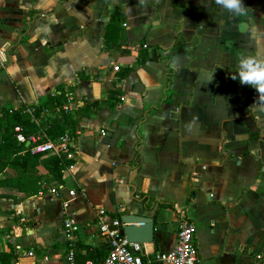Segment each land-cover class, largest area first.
I'll list each match as a JSON object with an SVG mask.
<instances>
[{"label":"crops","instance_id":"crops-1","mask_svg":"<svg viewBox=\"0 0 264 264\" xmlns=\"http://www.w3.org/2000/svg\"><path fill=\"white\" fill-rule=\"evenodd\" d=\"M243 3L248 17L215 0H0V117L63 90L77 120L59 180L41 163L37 192L0 185L8 264H66L71 250L78 262L80 249L101 257L96 205L154 217L145 264H162L153 253L173 248L181 215L196 224L202 264H264V103L231 78L241 55L264 58V0ZM147 45L168 60L138 64ZM123 66L131 71L117 79ZM53 116L42 108L38 120ZM16 173L9 164L0 177ZM59 186L64 195L49 191ZM145 192L175 209L145 207Z\"/></svg>","mask_w":264,"mask_h":264},{"label":"trees","instance_id":"trees-1","mask_svg":"<svg viewBox=\"0 0 264 264\" xmlns=\"http://www.w3.org/2000/svg\"><path fill=\"white\" fill-rule=\"evenodd\" d=\"M119 16L120 15H118V17H112L114 20L111 18L110 22L107 23V32L108 28L112 29L115 26L119 20ZM147 60L161 61L168 59L167 57L164 58L161 56L159 45L151 46V49H149V45H147L141 48L137 62L141 65ZM130 71V66H123L116 72V78L122 79ZM169 71L170 68L168 66L167 75L168 81L170 82L171 77L169 76ZM67 99L68 95L66 92L60 90V92H55L53 95H48L40 105L22 104L18 108L4 109L3 115L0 117V172H2L7 165L11 164L16 168L17 173L14 175L5 174V176L0 177V185L15 186L25 193L37 192L42 177V174L37 170V166L41 163L48 169L51 179L59 180L61 178L64 166L71 160L57 155L41 157L45 152H32V143L26 145V141H18L14 128L17 125L21 126L22 132L27 136L31 134H40L50 139L58 138L66 130L73 129L77 125V120L72 112L64 107ZM31 108H33L32 112L29 111ZM42 108L51 109V111H54V116L46 120L40 117L41 120H38ZM23 149L24 151L21 153L20 151ZM139 158L140 150L139 142H137L134 158L131 163L139 165ZM134 195L136 194L134 193ZM137 199L147 208H153L154 205L157 204L158 207L166 206L175 209L173 203L163 201L157 198L153 193H141ZM113 216L119 217V214L115 213ZM107 251L106 249V252L99 257V254L96 252H91L87 256L82 252V249H80L77 255L81 256L82 261L79 260L78 263H82L89 258L96 262H101L105 258ZM11 257V252H0V262L2 264H8Z\"/></svg>","mask_w":264,"mask_h":264},{"label":"built area","instance_id":"built-area-1","mask_svg":"<svg viewBox=\"0 0 264 264\" xmlns=\"http://www.w3.org/2000/svg\"><path fill=\"white\" fill-rule=\"evenodd\" d=\"M33 108L29 111L32 112ZM16 138L20 142L29 141L32 143V152H47L57 156L71 157V132L65 131L56 139H50L40 134L25 135L21 126H15ZM105 133V130H102ZM52 193L63 194L62 187H50ZM74 188L68 189V194L74 195ZM68 200L63 202L67 206ZM95 217L98 222V236L107 245V254L101 262L89 258L82 263L76 261L75 253L71 250L66 257V264H145L143 256L150 257V251L146 242L130 241L122 235L118 228L119 217L110 216L107 210L100 206H95ZM65 233L69 240L73 239V232L77 230V225L72 219L65 220ZM176 243L167 252L155 251L153 256L162 264H202L198 251L196 224L188 216L179 217L176 231ZM71 245V243H70Z\"/></svg>","mask_w":264,"mask_h":264},{"label":"clouds","instance_id":"clouds-1","mask_svg":"<svg viewBox=\"0 0 264 264\" xmlns=\"http://www.w3.org/2000/svg\"><path fill=\"white\" fill-rule=\"evenodd\" d=\"M143 3V0H141ZM215 3L234 17H248L249 8L243 0H215ZM240 30H245V25H240ZM239 79L241 85L251 86L258 93V101L264 103V58L254 54L241 55L236 73L231 77Z\"/></svg>","mask_w":264,"mask_h":264},{"label":"water","instance_id":"water-1","mask_svg":"<svg viewBox=\"0 0 264 264\" xmlns=\"http://www.w3.org/2000/svg\"><path fill=\"white\" fill-rule=\"evenodd\" d=\"M137 86H140V88H135L137 91L143 89L140 82L135 84V87ZM115 125L114 123L113 126ZM26 143L29 144V141H26ZM136 171V168L132 170L129 181L133 179ZM112 228H118L119 232L125 235L130 241L149 243L152 242L155 237L154 217L145 214L135 212L120 213L118 226H112Z\"/></svg>","mask_w":264,"mask_h":264}]
</instances>
